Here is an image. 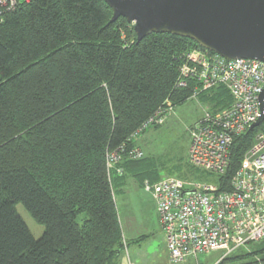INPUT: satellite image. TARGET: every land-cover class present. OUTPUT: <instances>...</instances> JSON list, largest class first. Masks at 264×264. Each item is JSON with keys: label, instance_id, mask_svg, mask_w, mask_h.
I'll use <instances>...</instances> for the list:
<instances>
[{"label": "trees", "instance_id": "16d2710c", "mask_svg": "<svg viewBox=\"0 0 264 264\" xmlns=\"http://www.w3.org/2000/svg\"><path fill=\"white\" fill-rule=\"evenodd\" d=\"M111 16L104 0H28L0 14V264H118L130 242L112 172L135 170L150 183L164 178L144 154L128 156L140 149L139 135L159 126L144 124L167 100L175 106L210 92L213 112L232 104L222 84L201 90L187 78L185 87L176 86L188 51L213 52L169 33L137 42L132 24ZM262 130L264 120L233 137L218 190H230ZM114 151L120 160L109 168ZM17 203L44 226L40 237L32 236ZM244 248L219 264H264V247Z\"/></svg>", "mask_w": 264, "mask_h": 264}, {"label": "built area", "instance_id": "2783aa9c", "mask_svg": "<svg viewBox=\"0 0 264 264\" xmlns=\"http://www.w3.org/2000/svg\"><path fill=\"white\" fill-rule=\"evenodd\" d=\"M26 1L0 0V14ZM187 78L196 80L201 90L222 84L232 97L229 107L205 111L190 130L189 165L199 172L218 176L227 168L233 137L249 130L259 117L264 62L227 60L215 53L193 49L185 54L176 86L185 87ZM169 106L166 101L165 107L159 108L144 127L162 124ZM119 150L123 151L122 147ZM128 156L140 159L143 151L133 148ZM119 160L118 151L108 154V167ZM144 189L154 200L171 263L216 251L222 252L223 259L250 243L259 242L264 239V130L257 133L243 154L228 191L218 190L213 183L176 177L145 182Z\"/></svg>", "mask_w": 264, "mask_h": 264}, {"label": "water", "instance_id": "95a60500", "mask_svg": "<svg viewBox=\"0 0 264 264\" xmlns=\"http://www.w3.org/2000/svg\"><path fill=\"white\" fill-rule=\"evenodd\" d=\"M110 22L123 17L139 42L149 33H169L193 40L227 60L264 62V0H104ZM260 114L249 130L264 120V88Z\"/></svg>", "mask_w": 264, "mask_h": 264}, {"label": "rangeland", "instance_id": "374dc122", "mask_svg": "<svg viewBox=\"0 0 264 264\" xmlns=\"http://www.w3.org/2000/svg\"><path fill=\"white\" fill-rule=\"evenodd\" d=\"M209 93L204 92L199 97L192 96L175 106L167 100L170 108L166 111L164 122L157 127H149L136 138L137 145L146 157L143 161L155 168L162 177L183 175L188 177V179L183 180L190 182L216 183V175L194 171L186 163L191 128L205 111H214L215 101ZM135 193L137 192L127 188L124 189L123 193H117L119 201L116 206L118 209H116L124 238H129L130 233L126 228L131 229V227L134 230V237L144 236L138 243L124 244L122 253L127 261L130 260L132 264H219L221 262L222 252L216 251L180 263H171L167 258L162 230L158 228L151 206L144 201L143 212H137L134 207H131L132 212H128L125 206L120 204L121 196L130 197ZM15 209L26 223L32 236L34 238L40 237L44 226L37 223L21 203H17ZM261 247H264V239L249 244L244 248V251L252 252Z\"/></svg>", "mask_w": 264, "mask_h": 264}, {"label": "crops", "instance_id": "0c3cea01", "mask_svg": "<svg viewBox=\"0 0 264 264\" xmlns=\"http://www.w3.org/2000/svg\"><path fill=\"white\" fill-rule=\"evenodd\" d=\"M145 182H149L147 177H145V176L143 177L142 175H140L135 170L134 171L133 170L126 171V172L122 173L121 175L117 171L112 172V184L111 185H112L113 197H114L115 205L117 206V203L119 201L118 197H117V193L118 194L123 193L125 188L134 190L135 192H137V193H135V195H132L130 197H125V195L121 196L120 197L121 198V203L120 204L124 205L125 209H127L128 212H132L131 207L136 208L137 212H139V211L143 212V204H144V201H146L151 206L154 218H155V220L157 222V225H158V228H160L159 220H158V217H157V214H156V211H155L154 200H153L151 194L144 189V183ZM122 188H123V190H122ZM137 188H139V189H137ZM116 208L118 209V207H116ZM118 219H119V217H118ZM119 222H120V226H121V229H122V225H121L120 219H119ZM126 229L129 230L130 235L128 236L129 237L128 239H125L124 235H123V230H122L123 238L126 241H129L130 243H138L137 239L139 237L138 238H137V236L134 237L133 228L131 227V229L130 228H126ZM140 237H141L140 240H142L144 236H140ZM163 242L165 244V237H163ZM167 258H168V256H167ZM118 264H132V262L130 260L127 261L125 259L124 255H123V253H122L120 255Z\"/></svg>", "mask_w": 264, "mask_h": 264}]
</instances>
